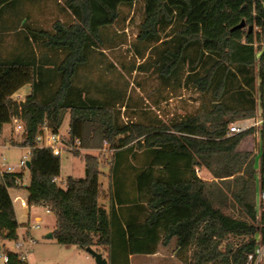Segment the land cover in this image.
I'll list each match as a JSON object with an SVG mask.
<instances>
[{
    "label": "trees",
    "instance_id": "trees-1",
    "mask_svg": "<svg viewBox=\"0 0 264 264\" xmlns=\"http://www.w3.org/2000/svg\"><path fill=\"white\" fill-rule=\"evenodd\" d=\"M24 1L33 0H0V16L6 7ZM132 2L66 0L74 25L57 20L53 33L40 32L47 37V46L68 47L59 68L63 77L49 100L35 93L21 102L12 97L36 81L31 21L16 33L20 46L13 51L0 46V131L18 116L24 130L20 139L12 136L11 141L33 146L29 184L24 185L23 171L2 173L0 252L8 253L7 264H29L6 247V241L19 239L21 227L10 188L26 187L30 206L44 204L54 212L57 242L92 246L107 257L108 264H131V255L156 253L160 244L172 241L190 253L188 264H249L255 235L260 232L264 240V213L260 225L255 222L256 156L240 148L256 126L230 133L231 123L255 117L260 110L259 188L264 190V0H145L141 40L157 38L161 27L180 26L177 44L154 61L161 76L170 77L177 70L190 45L183 61L187 60L193 41L203 42L196 46L187 76L198 93L196 112L151 125L119 123L111 105L68 100L71 78L87 61V47L102 46V28L118 19L122 5ZM242 19L246 26L234 28ZM250 25L258 30L250 32ZM44 76L39 64L40 82ZM66 111L70 127L64 140L84 160L85 176L70 175L62 185L56 181L61 153L36 143L45 125L59 133ZM105 147L112 151L107 190L100 180L104 172L99 154L83 151ZM197 167H205L215 179L202 178ZM103 196L109 209L100 203Z\"/></svg>",
    "mask_w": 264,
    "mask_h": 264
},
{
    "label": "rangeland",
    "instance_id": "rangeland-1",
    "mask_svg": "<svg viewBox=\"0 0 264 264\" xmlns=\"http://www.w3.org/2000/svg\"><path fill=\"white\" fill-rule=\"evenodd\" d=\"M58 4L64 6L66 0H61ZM145 14V0H134L132 4L120 7L118 19L113 24L102 28L103 45L90 48V60L88 59L85 65H81L78 74L76 73L78 67L76 68L77 75L74 73L73 81L74 89L77 86L85 90L88 95L115 99L117 105L115 104L114 112L119 123L164 124L191 113L194 115L199 105L198 93L194 83L187 78L192 58L188 55L187 60L180 64L176 74L167 78L158 74L154 65V61L162 57L161 53L164 49L176 44L179 23L161 27L157 38L143 41L139 35ZM69 20L71 21V19ZM162 24L165 26V21L161 23V26H163ZM253 30L256 31L258 28L253 26ZM194 47L190 48L188 54ZM84 93L79 90L76 91L75 96L81 98L82 102H88V95ZM147 115L153 118L147 117ZM258 115H261L260 110ZM159 121L165 122L148 123ZM242 121H236V123L241 124ZM255 126H257L256 131L243 140L240 148L252 151L256 156L257 204L260 186L261 123ZM69 127L70 112L66 111L59 136L63 139L68 137ZM11 129L12 124L6 123L4 135H8L7 133ZM13 134L15 139H20L22 132L15 131L12 132ZM49 135L50 132L46 131L45 137ZM59 144L62 145V142ZM62 146L61 172L56 181L64 185L70 175L85 176V162L82 157L76 156L69 147ZM29 150L28 146L8 144L4 149V155H0V166H2L4 156L7 163L15 167V171L25 173L24 184L30 182V171L28 167H22L19 160L24 154H28ZM83 151L99 154L100 167L104 172L100 180L104 188L108 189L110 184L108 163L112 151L108 147L101 150ZM29 159H31V155H29ZM196 170L206 180L215 179L205 167H200V170L197 167ZM10 193L12 196L20 195L27 199L29 192L26 187H22L19 191L10 189ZM100 203L104 205L105 196L100 199ZM16 209L21 219L20 237L18 240L6 241V247L12 251L26 254L29 264H97L95 257L88 252L87 248L63 245L57 242L54 237L48 236L56 226L57 218L53 211H48L47 206L44 204L31 205L30 217L24 215V207L16 206ZM36 216L41 217L40 227H32L37 222ZM28 222H30L29 236L25 234ZM230 239L237 241L233 237ZM189 254V252L180 250L175 241H172L168 245L160 244L158 251L154 254L135 253L131 255V264H188ZM0 262H2L1 259ZM259 264H263V262Z\"/></svg>",
    "mask_w": 264,
    "mask_h": 264
},
{
    "label": "crops",
    "instance_id": "crops-1",
    "mask_svg": "<svg viewBox=\"0 0 264 264\" xmlns=\"http://www.w3.org/2000/svg\"><path fill=\"white\" fill-rule=\"evenodd\" d=\"M59 2H61V0H33L32 2L31 1H24L19 6L16 3V4H13V5L6 7V10L2 14V16H0V40H2V42L0 43V46H1V49L2 50L4 49L5 51L6 50L13 51L14 49H16L17 45L20 46L19 44L21 42L18 40L16 33L25 28L24 27L25 23H27V22L29 23L31 21L32 26H33L34 36H33V38L32 37H30V38L33 41L32 55H33V63H34V71H35V80L36 81L34 83H28V84L24 85L23 87L18 89L12 95V97L13 98L16 97L18 101H24L26 99V97L31 93H35L36 96L40 99L49 100L54 96V94L56 93V91L60 85V82H61V79L63 76H62L61 72L59 71V68L61 66L62 61L64 60L65 56L68 53V47L67 46L66 47H64V46H47L46 45L47 37L44 34H40L41 31H49V32L53 33L54 32L53 24L57 20H61L68 27L74 25L75 17L72 14L71 10L67 7L66 4L64 6H60L58 4ZM180 11H181V9H180ZM30 15H31V17H30ZM69 19H71V21ZM185 21L187 23L188 19H185ZM70 22L72 24H70ZM22 38L25 39L24 35L22 36ZM148 40H150V38ZM92 47L96 48L98 46L91 45V46L87 47V49H86L87 60L88 59L90 60L89 51H90V48H92ZM188 47H187V49H188ZM187 49H186V51H187ZM162 53H161V55H162ZM161 55H160V57H161ZM86 63H87V61L85 63L79 64L77 67H79L80 65L83 66ZM39 64H40V67H41L43 73L44 74L46 73V77L44 76V78L41 82L39 81ZM50 74L52 77L50 76ZM74 78H75V75H73L71 78L72 86H71V88L69 90V94H68V100H69L70 104H100V105H111L113 108L116 107L117 101H115V99H113L111 97L102 98L100 96H91L90 94L89 95L86 94L85 90H83L77 86L74 89V82H73ZM79 90L85 92L84 93L85 95H88L87 96V99H89L88 102H82L81 98H79L78 96H75L76 91H79ZM192 115L193 114L191 113V114H188L187 116H182V117L177 118V119L178 120L185 119V118L190 117ZM260 116L261 115H257L255 117L245 119L242 121V123L253 125L254 123L262 120V118ZM147 117L153 118L150 115H147ZM160 122H165V121L148 122V123H160ZM11 124H12V129L10 130V132L7 133L8 135H4L5 134V124L3 125V127L0 131V135H1L0 155H4V149H5V147H7L8 144L16 145L11 141L12 136L15 138L14 134L12 135V132H15L14 124L13 123H11ZM0 162H1V160H0ZM198 168L200 170V167H198ZM199 176H201V175L199 174ZM2 183H3V176H2V173L0 171V184H2ZM27 184H29V183H26L24 185L26 186ZM10 189L15 190V191H19L21 188H10ZM28 194H27V200H28ZM11 196H12V194H11ZM16 196L21 197L20 195L12 196L15 208H16V206L24 207V209H23L24 215L30 217L31 216V206L29 204H28V206H22L20 203L15 202L14 198ZM104 206L109 209L110 202L108 199H105ZM16 211H17V215H18V210L16 209ZM37 217H39V219L41 221L40 216H36V218H35L36 221H38ZM18 220L21 224V219H20L19 215H18ZM29 223L30 222H28V227H27V230L25 232L26 235H30L29 234L30 233ZM53 230H52V232H53ZM28 231H29V233H28Z\"/></svg>",
    "mask_w": 264,
    "mask_h": 264
},
{
    "label": "built area",
    "instance_id": "built-area-1",
    "mask_svg": "<svg viewBox=\"0 0 264 264\" xmlns=\"http://www.w3.org/2000/svg\"><path fill=\"white\" fill-rule=\"evenodd\" d=\"M13 99L17 100L16 97H14ZM19 102H21V101H19ZM260 123H262V120L259 121V122L254 123L253 125H251V124H238L236 122H233L230 125V133L241 132V131L246 130L247 128H249L251 126L258 125ZM13 124H14V130L15 131L23 132L24 124H23L22 120L20 119V117H18V116L13 117ZM44 129H45V132L49 131L46 125L44 126ZM45 132L41 133V134H39L37 136L36 146L50 147L55 154H60L62 152V149H63L62 145L67 146L70 149L72 148L71 145H67L65 143V140L62 137L59 136V133H53V132L49 131L50 135L48 137H45ZM0 139H1V135H0ZM60 142H62V145L59 144ZM27 146L30 149L29 153L28 154H24L19 160V163H20V165L22 167H27L28 161L30 160L29 159V155H31V153H32L33 146L32 145H27ZM1 165L3 166V167L0 166L1 173L15 171V167L12 166V165H9L7 163L6 157H4V156H3V160H2ZM14 201L20 203L22 206H28V200L24 199V198H21L19 196H16L14 198ZM49 210L50 209L48 208V211ZM256 210H257V214H256L255 222H256L257 225H260L261 218H262V215L264 213V190H261L260 188H259V193H258V202H257V205H256ZM37 220L38 221L36 222V224H33L32 227H40V224H39L40 223V219H39V217H37ZM255 237H256V240H257V244H256V247H255V251L248 255L249 264H259L261 262H263V264H264V240H262V235H261L260 232H258L255 235ZM1 244L2 243L0 242V246H1ZM20 254H21L23 259H27V255L26 254H23V253H20ZM0 259L2 261L1 264H7L8 261H9L8 253L0 252Z\"/></svg>",
    "mask_w": 264,
    "mask_h": 264
},
{
    "label": "water",
    "instance_id": "water-1",
    "mask_svg": "<svg viewBox=\"0 0 264 264\" xmlns=\"http://www.w3.org/2000/svg\"><path fill=\"white\" fill-rule=\"evenodd\" d=\"M133 1H134V0H133ZM132 3H133V2H132ZM245 26H246V20H245V19H242L241 22H240L239 24H237L236 26H234V28H243V27H245ZM249 31H250V32L253 31V25H250V27H249ZM199 44H202V45H203V42H202V41H193V42H192V45L195 46V47H194V49L192 50V52H189L188 55H189L193 60H194V56H195L196 53H197V49H196L197 47H196V46H198ZM186 53H187V51L185 52V54H184V56H183L181 62H182L183 59L186 57ZM181 62H180V64H181ZM180 64H179L177 70H176L172 75H175V74H176V72L178 71V69H179V67H180ZM192 82H193V80H192ZM27 167H28L29 169H30V167H31V161H30V160L28 161V165H27ZM48 236L53 238V237H54L53 232H50V233L48 234ZM87 250H88L89 253H91V254L95 257L97 264H108V259H107V257H105V256L103 255L102 252L96 250V249L93 248L92 246H88V247H87Z\"/></svg>",
    "mask_w": 264,
    "mask_h": 264
}]
</instances>
